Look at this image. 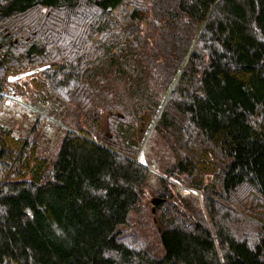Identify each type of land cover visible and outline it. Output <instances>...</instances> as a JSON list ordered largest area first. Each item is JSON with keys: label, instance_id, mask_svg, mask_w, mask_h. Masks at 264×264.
Instances as JSON below:
<instances>
[{"label": "trees", "instance_id": "trees-1", "mask_svg": "<svg viewBox=\"0 0 264 264\" xmlns=\"http://www.w3.org/2000/svg\"><path fill=\"white\" fill-rule=\"evenodd\" d=\"M35 68L32 99L71 126L54 161L0 126V264H264V233L179 194L151 243L137 158L155 121L168 177L264 202V0H0V111L8 77Z\"/></svg>", "mask_w": 264, "mask_h": 264}, {"label": "rangeland", "instance_id": "rangeland-1", "mask_svg": "<svg viewBox=\"0 0 264 264\" xmlns=\"http://www.w3.org/2000/svg\"><path fill=\"white\" fill-rule=\"evenodd\" d=\"M39 72L40 68L27 69L8 77V91L5 93L0 111V126L9 129L16 138H29L33 154L37 158L54 161L66 129L71 123L65 117L67 112L60 110L55 103L50 102L45 106L32 99L31 96L33 92L38 91L39 84L34 86L31 79L39 78ZM102 119L104 122V115ZM146 123L145 116L142 128L146 127ZM154 125L155 121L146 130L137 157L148 170L138 207L142 215L141 228L151 243H157V220L161 215L166 214L173 206L185 211L178 202H174L178 194L179 199L182 198L183 208L190 212L199 210L208 222L210 205L214 219L222 226L241 229L247 236H255L258 232L264 233V202L256 198L251 189L239 188L231 196L230 202L226 203L224 200L214 199L209 191L203 195L201 190L187 185L194 177L187 178L184 175H179L177 179L168 177L166 170L174 163L175 156L167 141L154 129ZM161 178L168 184L170 195L167 197H162L159 193ZM207 182L206 177L204 183ZM154 199H159L160 202L153 205ZM161 205L164 208L159 214L157 210Z\"/></svg>", "mask_w": 264, "mask_h": 264}, {"label": "water", "instance_id": "water-1", "mask_svg": "<svg viewBox=\"0 0 264 264\" xmlns=\"http://www.w3.org/2000/svg\"><path fill=\"white\" fill-rule=\"evenodd\" d=\"M143 120H145V117L143 118ZM159 202H160L159 199H154V200H152V204H153V205H157ZM152 212H153V211H152Z\"/></svg>", "mask_w": 264, "mask_h": 264}]
</instances>
